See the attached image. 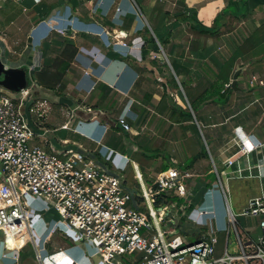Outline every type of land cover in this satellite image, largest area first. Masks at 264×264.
Wrapping results in <instances>:
<instances>
[{"label":"crops","instance_id":"0c3cea01","mask_svg":"<svg viewBox=\"0 0 264 264\" xmlns=\"http://www.w3.org/2000/svg\"><path fill=\"white\" fill-rule=\"evenodd\" d=\"M167 3L175 7L168 8L169 5L165 6ZM190 10L196 15V25L192 19L188 21L192 16ZM180 12L188 14L187 21L177 18ZM170 17L180 25L185 36L177 32L179 29L170 28L173 25L168 22ZM189 23L194 27L190 28ZM156 26L157 32L153 28ZM263 30L264 0H0V64L4 71L15 69L26 74V87L11 94L19 98L22 90L29 91L22 101L21 112L35 133L32 144H42L62 156L71 150L93 151L105 170L113 171L129 166L128 155L122 151L123 148L107 144L113 130L106 129L105 125L110 129L116 128L114 115L118 112L119 117H126L132 129L127 133L118 127L116 129L118 135L128 136L125 141L130 148L124 149L129 152L136 148L129 134H143L141 132L147 130L148 121L154 115L160 117L157 121L161 128L166 127L162 118H169V123L176 129L174 132L180 129L181 138L188 137L185 127L197 134L206 127L211 129L214 137L218 164L213 158L212 161L219 173L223 170L222 175L244 191L257 185L262 188L259 195L248 197V203L251 199L264 197V168L261 167L264 147L241 157L238 142L264 143V131L257 127L264 123V104H261L264 97L252 88L264 86H252L248 82L247 87L253 92L250 101L247 98L250 92L247 97L231 96L235 102L231 106H241L239 109L235 107L233 113H229V103L224 106L219 100L228 98L232 86L226 89L225 85L232 84V75L234 77L238 71L241 75L247 64L255 62L264 70V38L260 37ZM212 31L219 34L214 35ZM179 32L182 39L176 36ZM149 34L157 41L159 52L153 50L148 42ZM122 43L133 46V49L124 47ZM170 56L180 62L181 76L192 89L202 87L201 93L195 92L190 97L193 104L198 103L197 99L204 103L206 112L200 114H206L210 122L205 120V116L199 118L200 114L194 113L191 105L189 112L192 118L180 114L188 110H184L177 95L178 85L169 72L170 64L180 84ZM164 61L169 64L166 66ZM48 71L62 75L57 85L52 86L44 76ZM221 78L226 79L223 81ZM211 79L214 82L219 80L220 98L212 94L216 92H213ZM4 81L5 77L0 76V82ZM1 90L5 88L0 84ZM186 99L189 103L187 95ZM43 103L45 106L37 108ZM253 103H260L255 116L249 114ZM242 115L244 119L239 121ZM236 128H239L237 133ZM200 149L193 155L183 149L181 162L173 159L168 163L165 158L160 171L166 165L186 169L193 175L191 180H196L193 183L201 186L205 195L211 189L208 197L212 209L206 198V204H201L198 210L187 216L196 219L198 225L193 227L199 228L203 217L212 215L218 204L212 225L214 229L211 228L212 233L208 232L210 236L224 229L228 210L222 192L216 190L217 183L212 184L215 179L208 178L214 175L212 164ZM199 152L201 156L197 158ZM230 159H235L231 166L227 163ZM244 159L246 161L243 162ZM134 163L141 172L139 164ZM2 185L4 179L0 174V187ZM29 207L38 216L37 221L33 222V217L29 222L30 231L36 237L32 241L35 253L32 248L24 251L29 246L25 238L14 240L10 236L6 245L0 234V264H39L36 248L39 250L40 246L50 264H80L79 261L84 259L83 253L75 245L61 247L56 244L50 248L51 241L57 239L49 231L55 227L52 221L59 220L57 213L46 211L42 200L30 199ZM201 210L208 214L201 216ZM192 235L198 236V240L203 238L198 232H192ZM49 249H52L51 253Z\"/></svg>","mask_w":264,"mask_h":264},{"label":"built area","instance_id":"2783aa9c","mask_svg":"<svg viewBox=\"0 0 264 264\" xmlns=\"http://www.w3.org/2000/svg\"><path fill=\"white\" fill-rule=\"evenodd\" d=\"M60 32L63 33L62 30ZM122 45L133 49L126 43ZM249 83L264 86V82L256 77ZM225 88L230 89L231 83ZM28 93V90H22L17 94L19 98H15L14 94L0 92V174L4 179V185L0 187V234L6 245L10 236L18 240L29 235L34 241L35 236L29 228V201L47 199L51 206L46 204V211L54 210L59 220L83 231V238L98 242L101 264H115L113 260L117 257H134L136 252L144 253V257L143 261L133 264H264V197L251 199L242 214L258 221L259 234L254 238L248 230L242 229L233 214L214 164L218 178L215 186L227 204L228 232L233 225L239 245L238 253L229 254L227 239L224 255L214 258L215 235L200 238L195 243L184 240L180 226L169 225L167 230L161 227L169 207L165 205L159 212L154 208L155 198L163 193L175 191L177 197H185L186 183L192 179V174L177 168L162 170L153 183L157 190L152 192L147 188L142 173L135 168L136 178L142 185L140 199L148 209L147 213L141 209L139 198H134L135 206L127 208L132 195L123 190L116 176L105 170L93 151L71 150L62 156L42 144L31 143L35 133L21 112L22 101ZM42 106L45 104L37 105V108ZM116 127L126 133L132 130L124 116L118 118ZM105 128L109 126L105 125ZM238 147L239 156L245 157L262 149L264 143L239 141ZM227 163L231 166L235 159ZM261 167L264 168V156ZM206 214L207 211H200L201 216ZM144 230L146 233L142 234ZM51 232L52 236L57 235L54 229ZM168 236L172 239L168 240ZM36 259L39 264H44V259L48 262L37 248Z\"/></svg>","mask_w":264,"mask_h":264},{"label":"rangeland","instance_id":"374dc122","mask_svg":"<svg viewBox=\"0 0 264 264\" xmlns=\"http://www.w3.org/2000/svg\"><path fill=\"white\" fill-rule=\"evenodd\" d=\"M169 5L167 6L168 8H174L175 6L173 4H165ZM149 13V12H148ZM149 17V16H148ZM173 17H170L168 22L169 23H173V25L170 27L171 29H179L177 30L180 31L182 34L183 31L180 28L179 24H175L174 20H172ZM150 21V20H149ZM152 24L154 25V22L151 20ZM182 27H186V26H182ZM154 30L157 32L158 26L153 27ZM188 31V29H187ZM179 33L176 34V36H178ZM263 34H261L260 37L264 38V30L262 31ZM153 36V35H151ZM185 36V34H184ZM183 36V37H184ZM154 38V36H153ZM178 38H181V36L179 35ZM150 39V36H149ZM182 39V38H181ZM180 39V40H181ZM157 42V41H156ZM158 45V43H157ZM163 46H165V44H163ZM159 47V45H158ZM175 48H178L177 46H175ZM160 49V47H159ZM162 50V48H161ZM160 50V51H161ZM166 50V49H165ZM169 50V49H167ZM262 50H264V44L262 45ZM261 52V51H259ZM6 55V54H5ZM6 58L8 57L7 55L5 56ZM6 60V59H5ZM233 61V59L231 60V62ZM165 65L167 66V64H169L168 62L164 61ZM170 62L173 65L175 71L177 72L179 78H180V84L178 81V77L176 75V73L173 71L172 66H170V64L168 65L169 67V72L171 73L174 82L176 85H178L176 88L178 93V98L182 101L183 105H184V110H191L190 109V105L193 107V111L194 113L198 112L197 114H200V112H206V109H204L203 105L204 103L201 102L200 99H197L196 101H198V103L193 104V101L190 97V95L192 96V94H194L195 92H202V87H199L197 89H192L190 86L191 84L188 83L181 75L182 72L179 69V64L180 62H177V60H175L173 57L170 56ZM228 66V65H226ZM263 66H261L260 64L257 63H250L247 64L242 71V74L240 75L239 79H238V87L240 88V91H234L233 89H230L229 91V96L226 99H220V103H222V105H226L229 103L230 108L229 113H233L236 109H239L241 106H231V104L235 105V102L233 100V96L234 95H239V96H245L249 94L250 95L247 97L248 101L251 100V95L253 92H251V90L248 89L247 85L248 82L250 81V79L253 76H256L257 78H261L264 80V70L262 69ZM227 68L224 69V71H226ZM221 72V70H219L220 73H224ZM236 73V72H235ZM234 73V74H235ZM233 78V75H232ZM223 81H225L226 78H221ZM212 81V86L214 88L213 92L216 93H212V94H217V97L220 98L219 95V80H217V82H214L213 79H211ZM232 82V81H231ZM218 84V85H217ZM255 91V93L257 92H261V96L264 97V87H259V86H255L252 87ZM8 92L11 93L9 91L6 90H1L0 92ZM186 95L188 97L189 103L186 99ZM232 96V97H231ZM230 97V98H229ZM215 99V98H214ZM243 105V103H241ZM261 104H264L263 102ZM203 108V109H202ZM260 109V103L259 104H251V109L249 110V114L252 116H255ZM120 113H116L114 115V119H116V122L119 118ZM201 118L202 116H205V120L210 122L207 119V115H199ZM157 116H153V118H151L148 122L149 126L146 127V131H143L141 133L143 134H137V136H135L134 134H129V139L133 141L134 145H136L135 151H126V149L124 148H130L128 146L129 143L126 142L125 140L127 139V135H124L120 133V135H118L119 132L116 131V128H112L110 129L109 126V130H113L111 132V134H109L108 136V140L109 142L107 144L111 145L112 147L118 148V149H122V151L126 152L128 155V168L124 167V168H118L117 170H110L108 169V172H110L112 175L116 176L122 183V187L123 190L125 192H128L132 195L133 199L132 201H129L126 205L127 208H130L132 206H135L136 201L134 200V198H139L140 201V206L141 209L143 211H145L147 213V209L148 206L141 201V194H142V185L141 182L138 181V179L136 178V170H135V163L134 161L139 164L141 173L143 175V180L147 186V188L150 191H153V183L157 180V176L160 172V166L161 163L165 160L166 158V162L171 163L173 162V159L176 160L178 159L179 162H181V159L183 157L182 151L183 149H185L186 151H188V154H194L196 151H198V149H200V152L202 151L203 153H206L208 155V161L210 162V164H212L213 167V174L212 176L208 177L209 179H215L212 184H216L218 183V178L216 176V172L214 169V164L212 161V158L214 159V161L216 162V164H218V156L217 153L214 149V137L212 136L211 133V129H207L206 127L200 130V133H195L193 129L187 128L185 127L184 130L188 131V137L186 138L183 137L181 138V131L180 129L178 130V132H174L176 129H174V125H171L168 121V119H166L165 117H163L162 119L164 120L166 127L161 128V123L158 122L157 120H160V117ZM244 119L243 115L240 116L238 118V120L240 121L241 119ZM62 119H64L62 117ZM61 120V119H60ZM235 122V121H234ZM248 124V123H247ZM171 125L170 127H167ZM232 125V124H231ZM230 125V126H231ZM228 126V128L230 127ZM259 129H262V131H264V123L262 124V126H257ZM239 128L235 129V132L237 133V130ZM218 132H221V129L218 130ZM234 132V133H235ZM246 132V131H244ZM178 138H176L177 136ZM176 136V137H175ZM258 136V135H256ZM142 137V138H139ZM111 138V139H110ZM113 138V139H112ZM140 141V142H139ZM134 145L132 144L131 146L134 147ZM160 150V152H158ZM200 152L198 153L199 155L197 156L200 157L201 154ZM211 153V155H210ZM119 154V151H118ZM172 156H170V155ZM159 155H161L160 159ZM182 156V157H181ZM165 157V158H164ZM198 160V159H197ZM246 161V159L243 160V162ZM223 170L220 171V174L222 175ZM222 180H223V184L226 190V194H227V198L229 200V204L231 206L232 212L235 215L239 225L242 226V229L248 230L251 234L252 237L257 238L258 234H259V230L257 229L258 227V221L256 219L253 218H248L243 216V210L244 208L247 206V201H248V197L252 196V195H259L262 191V188L257 185L256 188H252L251 190L248 191H244L242 189H240L239 187H237L236 185H234V182H232L231 180L228 181L227 177L222 175L221 176ZM193 182L196 183V180H189L186 184H187V195L185 197H178V199H175L172 203L170 201L167 200H163L160 203V196H157L154 200V208L156 212H159V209L166 205L167 207H169L168 209V216L165 218L164 223L161 224V227L163 230H167L168 226L171 225L172 227H181V237L184 240H187L189 242L195 243L198 240V236H193L192 232H198L200 233L201 237L205 238L207 236H209V233L211 231V228H213L212 225H214L215 223V217L216 213H218V204H216V206L214 208L215 211V215H213L214 213L209 214L204 218L203 220V224L199 227V228H195L193 227V225H198L196 222V219H192L187 217L188 215H190L191 213L194 212V210H198L199 207L201 206V204H206V198L209 200V204L211 207V199L209 196L210 194V190L208 191V193H206L205 195V191L201 188V186H197L195 185ZM215 189V188H214ZM216 190L220 192V189L216 188ZM166 194V193H165ZM168 194H173L175 195V191H171L168 192ZM203 194H204V198H203ZM176 196V195H175ZM203 199V200H202ZM42 201H44L45 204L51 206V202L47 199H42ZM202 202V203H201ZM190 203L191 207H193L192 211L189 210L191 208H189L188 204ZM212 209V207H211ZM198 212V211H197ZM29 215H30V220L29 222H31V219L34 217V221H37L38 217L37 215H35L33 213V208L29 207ZM52 223L55 224L54 230L57 233V239L54 240L53 242L51 241V246L50 248H52L53 246H55L57 244V246H61V247H65L67 245L73 244L77 247V249H80L81 252L83 253V257L84 259L79 261L80 264H101V249L99 247V244L97 241H95L94 239L91 240H86L85 238H83L82 236L84 235L83 231H77L75 230L68 222L65 221H61V220H53ZM225 227L222 231L219 232H213L212 235H215V237L217 238V244L215 245V255L214 258H219L222 257L224 255V251L226 248V244H227V239H228V251L229 254H236L239 251V245H238V240H237V235L234 229V226L231 225L230 226V230L228 232V225H229V216L227 213V216L225 218ZM152 225V229L154 232V225L153 223H151ZM190 226V227H189ZM49 231L51 232V229H49ZM209 232V233H208ZM146 231H142V234H145ZM189 237V238H188ZM26 240H28V244L27 247L25 248L24 251L28 250L29 248L33 249V252L35 253L34 250V243L30 240L29 235L24 237ZM36 238V237H35ZM3 239V238H2ZM168 240H171L172 237L168 236L167 237ZM4 242V239L2 240ZM39 248V247H38ZM41 249V246L39 248V250ZM52 251V249H49V252ZM40 252L43 254H45L43 251L40 250ZM48 252V253H49ZM51 253V252H50ZM48 256V255H47ZM143 257H144V253L141 252H136L134 254V257L132 256H127V255H122L117 257L116 259H114V263L115 264H133L134 262L137 261H143ZM48 264L51 263V261L47 262ZM45 259H44V264H47ZM105 264V263H102ZM235 264H241L240 262H236Z\"/></svg>","mask_w":264,"mask_h":264},{"label":"trees","instance_id":"16d2710c","mask_svg":"<svg viewBox=\"0 0 264 264\" xmlns=\"http://www.w3.org/2000/svg\"><path fill=\"white\" fill-rule=\"evenodd\" d=\"M189 12H192V16H191V18L189 17L188 18V14L186 13V12H180V13H178L177 14V18H179L180 20H186L187 21V18H188V21L189 20H193V23H194V25H196V15H195V13H193V11L192 10H190ZM189 25H190V23H189ZM215 26V25H214ZM192 27H194L193 25H190V28H192ZM215 29V27H213V30ZM202 32V31H201ZM208 33H211V31H207ZM212 33L214 34V35H218L219 33L218 32H216V31H212ZM149 36H150V39L148 40V42L151 44V46L153 47V50H155L156 52H159V47H158V45H157V42H156V40H155V38H153V36H151L150 34H149ZM159 42L161 43V45L163 46V42L161 41V40H159ZM45 75V77L46 78H48L49 79V81H50V83H52V86H54V85H57L58 84V82L61 80V77H62V75L60 74V73H58V72H46V73H44ZM181 115H182V117H190V118H192V115H191V113L188 111H185V113H180ZM158 152H160V150L158 151ZM161 155H159V157H160ZM203 156H207L208 157V155L206 154V153H203ZM165 158V157H164ZM173 166L174 165H166L164 168H163V170H168V169H171V168H173ZM175 168V167H174ZM177 169H179V168H177ZM179 170H181V171H186V169H179ZM212 170H213V167H212ZM153 191L152 192H155L156 190H157V187L156 186H153ZM160 197H161V199H160V203L163 201V200H167V201H170L171 203L175 200V199H178V197L177 196H175V195H173V194H165V193H163V194H161V195H159ZM142 201V200H141ZM139 203H140V201H139ZM165 206V205H164ZM188 206H189V204H188ZM163 207V206H162ZM189 208H191V209H189V210H191L192 211V209H193V207H191V205L189 206Z\"/></svg>","mask_w":264,"mask_h":264},{"label":"water","instance_id":"95a60500","mask_svg":"<svg viewBox=\"0 0 264 264\" xmlns=\"http://www.w3.org/2000/svg\"><path fill=\"white\" fill-rule=\"evenodd\" d=\"M0 69V76L3 75L5 77V81L0 82V84L4 86L5 90L16 93L26 87L27 81L25 72L18 71L15 69L4 71V66L2 64H0ZM239 75L240 71H238L233 77V81L231 84L233 90H240L237 86V80Z\"/></svg>","mask_w":264,"mask_h":264}]
</instances>
